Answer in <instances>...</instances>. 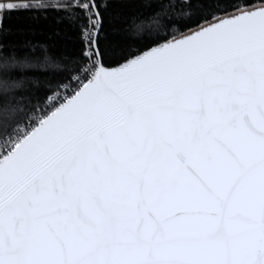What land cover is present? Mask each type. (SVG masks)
I'll list each match as a JSON object with an SVG mask.
<instances>
[{"label":"snow or ice","instance_id":"obj_1","mask_svg":"<svg viewBox=\"0 0 264 264\" xmlns=\"http://www.w3.org/2000/svg\"><path fill=\"white\" fill-rule=\"evenodd\" d=\"M0 264H264V0H0Z\"/></svg>","mask_w":264,"mask_h":264},{"label":"trees","instance_id":"obj_2","mask_svg":"<svg viewBox=\"0 0 264 264\" xmlns=\"http://www.w3.org/2000/svg\"><path fill=\"white\" fill-rule=\"evenodd\" d=\"M24 23H28L27 21H23ZM51 24V21H40L39 25H34L35 27H46L47 25ZM52 27H55V25H52ZM50 30V29H48Z\"/></svg>","mask_w":264,"mask_h":264}]
</instances>
